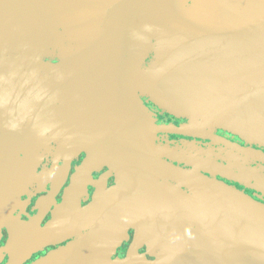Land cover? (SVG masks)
Instances as JSON below:
<instances>
[{"label": "flooded vegetation", "instance_id": "obj_1", "mask_svg": "<svg viewBox=\"0 0 264 264\" xmlns=\"http://www.w3.org/2000/svg\"><path fill=\"white\" fill-rule=\"evenodd\" d=\"M67 42L65 50L76 54L77 47ZM20 55L0 62V264H169L162 215L157 220L152 211L170 203L198 208L194 191L203 186L200 179L264 205V193L249 182L253 175L264 176L258 139L206 123L201 112L190 117L165 112L140 96L151 123L149 140H140V122L130 112L116 115L104 107V85L85 76L90 63L84 69L63 58L57 46L50 57ZM7 65L35 67L38 80L20 97L37 101L39 108L9 107L12 87L2 77L10 76ZM45 117L62 125H45ZM135 146L137 157L126 152ZM236 146L247 154L235 153ZM135 159L147 162L144 170L151 159L157 164L155 189L146 174L141 191L117 190L120 163Z\"/></svg>", "mask_w": 264, "mask_h": 264}, {"label": "water", "instance_id": "obj_2", "mask_svg": "<svg viewBox=\"0 0 264 264\" xmlns=\"http://www.w3.org/2000/svg\"><path fill=\"white\" fill-rule=\"evenodd\" d=\"M65 38L76 54L65 50ZM56 46L84 69L90 63L85 76L104 85V107L116 115L130 112L140 122V140L151 132L141 96L176 116L204 113L206 123L264 145V0H0V62L16 54L50 57ZM7 66L10 76L2 77L12 87L9 107L39 108L20 97L38 80L35 67ZM46 118L45 125L61 124ZM233 150L247 154L239 146ZM138 151L126 147L134 157ZM151 163L147 170L136 159L120 163L117 190L141 191L146 174L155 189L157 164ZM200 181L198 208L170 203L152 211L157 220L162 215L169 264H264V205L221 183ZM249 182L264 193V176Z\"/></svg>", "mask_w": 264, "mask_h": 264}]
</instances>
